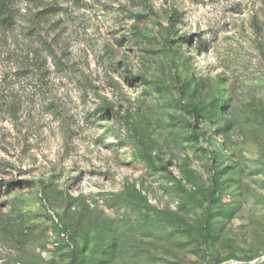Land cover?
Returning a JSON list of instances; mask_svg holds the SVG:
<instances>
[{
	"label": "rangeland",
	"instance_id": "374dc122",
	"mask_svg": "<svg viewBox=\"0 0 264 264\" xmlns=\"http://www.w3.org/2000/svg\"><path fill=\"white\" fill-rule=\"evenodd\" d=\"M52 1L0 28V264H264V0Z\"/></svg>",
	"mask_w": 264,
	"mask_h": 264
},
{
	"label": "trees",
	"instance_id": "16d2710c",
	"mask_svg": "<svg viewBox=\"0 0 264 264\" xmlns=\"http://www.w3.org/2000/svg\"><path fill=\"white\" fill-rule=\"evenodd\" d=\"M61 10V6L52 0H0V28L13 27L20 17H23L30 28H37L47 23L50 15L59 14ZM51 112L54 115L58 114L57 110H51ZM205 225L204 219L201 227L204 228Z\"/></svg>",
	"mask_w": 264,
	"mask_h": 264
},
{
	"label": "water",
	"instance_id": "95a60500",
	"mask_svg": "<svg viewBox=\"0 0 264 264\" xmlns=\"http://www.w3.org/2000/svg\"><path fill=\"white\" fill-rule=\"evenodd\" d=\"M259 259H261V258L256 259L254 262L258 261ZM254 262H245V263H242V264H253Z\"/></svg>",
	"mask_w": 264,
	"mask_h": 264
}]
</instances>
